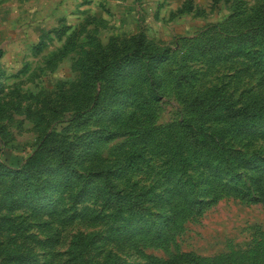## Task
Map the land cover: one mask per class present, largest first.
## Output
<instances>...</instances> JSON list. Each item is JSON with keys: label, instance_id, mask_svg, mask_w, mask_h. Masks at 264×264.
<instances>
[{"label": "rangeland", "instance_id": "obj_1", "mask_svg": "<svg viewBox=\"0 0 264 264\" xmlns=\"http://www.w3.org/2000/svg\"><path fill=\"white\" fill-rule=\"evenodd\" d=\"M31 260L264 264V0H0V264Z\"/></svg>", "mask_w": 264, "mask_h": 264}, {"label": "trees", "instance_id": "obj_2", "mask_svg": "<svg viewBox=\"0 0 264 264\" xmlns=\"http://www.w3.org/2000/svg\"><path fill=\"white\" fill-rule=\"evenodd\" d=\"M74 252H75V251H74ZM71 254H72L73 256H76V255H74V253L72 252V250H71ZM72 259L75 260L76 258H73V257H72ZM34 262H35V260H31L30 262L21 261V264H29V263L34 264Z\"/></svg>", "mask_w": 264, "mask_h": 264}]
</instances>
